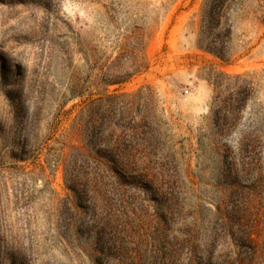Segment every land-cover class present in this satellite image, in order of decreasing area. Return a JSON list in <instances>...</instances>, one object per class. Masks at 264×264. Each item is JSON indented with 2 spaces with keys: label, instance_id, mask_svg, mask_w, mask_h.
I'll list each match as a JSON object with an SVG mask.
<instances>
[{
  "label": "rangeland",
  "instance_id": "rangeland-1",
  "mask_svg": "<svg viewBox=\"0 0 264 264\" xmlns=\"http://www.w3.org/2000/svg\"><path fill=\"white\" fill-rule=\"evenodd\" d=\"M137 253L264 264V0H0V264Z\"/></svg>",
  "mask_w": 264,
  "mask_h": 264
},
{
  "label": "trees",
  "instance_id": "trees-1",
  "mask_svg": "<svg viewBox=\"0 0 264 264\" xmlns=\"http://www.w3.org/2000/svg\"><path fill=\"white\" fill-rule=\"evenodd\" d=\"M216 17H217L218 19H220V12H217V13H216ZM224 77H227V76L224 74ZM237 78H238V76H235V77H234V79H237ZM215 85H216V86H220L221 84H220L219 82H215ZM227 85H229V84H227ZM227 85H226V86H227ZM249 85H250L249 82L246 83V85H245V87H244V89H245L244 92L247 93V92L249 91ZM241 101H242V102H241ZM243 102H244V100L242 99V100H240L239 103L241 104V103H243ZM92 105H95V104H92ZM98 105H101V104H98ZM240 107H241V106H240ZM240 107H238V108H240ZM126 115H127V114H126ZM125 117L127 118V116H125ZM126 118H124V119H126ZM225 125H226V124H225ZM131 147H133V145H132ZM131 147H130V148H131ZM78 148H79V147H78ZM78 148H77V149H78ZM79 150H80V149H79ZM120 165H121V167L124 166L123 164H120ZM141 256H142V255H140V254H138V253L135 254V255L133 256V261H134L133 264H140L139 262H140L141 259H142Z\"/></svg>",
  "mask_w": 264,
  "mask_h": 264
}]
</instances>
